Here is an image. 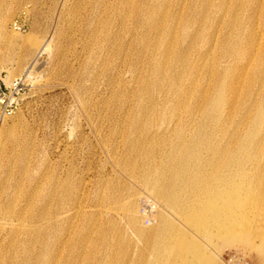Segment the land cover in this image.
<instances>
[{"label": "bare ground", "instance_id": "1", "mask_svg": "<svg viewBox=\"0 0 264 264\" xmlns=\"http://www.w3.org/2000/svg\"><path fill=\"white\" fill-rule=\"evenodd\" d=\"M82 3L90 6L87 25L96 33L97 62L107 58L102 67L109 62L121 89L113 96L125 107L128 103L124 115L133 159L126 169L137 172L135 152L142 147L147 166L143 162L138 177L147 194L179 216L173 223L153 205L156 226L145 228L139 206L146 200L128 187L124 201L116 203L120 208H110L107 215L123 217L126 229L145 246L123 244L107 264H220L221 250L239 246L254 251L264 264V0ZM111 40L115 47L109 51ZM126 47L130 50L123 56ZM124 71L133 75V100L126 93L129 86L120 85ZM9 135L15 137V131ZM159 139L165 151H157ZM14 187H7L8 195H15ZM57 190L61 187L31 220L21 217L36 207L31 196L22 205L7 195V202L0 200V264H79L76 257L64 261L61 255L73 213L67 201H76L79 189L69 197L63 192L56 203ZM82 212L76 209L75 215ZM85 218L98 224L92 216ZM54 223L59 239L52 248L51 241H41ZM85 231L82 246L91 233ZM36 243L44 245L42 252H36ZM87 264L97 263L89 257Z\"/></svg>", "mask_w": 264, "mask_h": 264}, {"label": "rangeland", "instance_id": "2", "mask_svg": "<svg viewBox=\"0 0 264 264\" xmlns=\"http://www.w3.org/2000/svg\"><path fill=\"white\" fill-rule=\"evenodd\" d=\"M85 4L82 0H0V74L7 75V82L29 77L20 110L12 118L0 121V181L4 182L0 183V200L7 202V195L17 198L14 200L22 205L31 196L36 207L21 216L31 220L38 213L39 205L56 189L61 187L54 196L57 203L63 192L69 197L78 188L80 197L74 202L73 198L67 201L73 213L67 217L62 258L67 261L74 256L79 264H87L92 257L97 264L102 259L107 264V257L121 253L123 244H129L130 249L136 244L145 246L144 239H138L131 228L126 229L123 217L107 215L110 208H120L117 202L124 201L128 187L137 190L146 201L150 200L158 211L174 218L173 223L179 216L164 202L147 194L138 177L139 167L145 160L142 147H136L137 172L132 174L126 169L133 159L128 146L133 136L124 115L129 111L128 103L125 107L117 95L113 96L119 95L121 89H116L118 78L116 71L110 70L109 62L105 70L102 67L107 58L102 56L97 62L100 50L95 45L96 33L87 25L91 11ZM15 22L23 25L24 31L14 30ZM107 47L109 51L115 47L112 40ZM128 50L123 48L121 55L125 56ZM9 72L12 78L8 79ZM124 84L129 86L128 97L135 99L133 75L127 71L120 85ZM9 131H15V137H10ZM162 140L159 139L157 151L164 150ZM5 178L15 185V195L7 194L10 184ZM56 208L55 204L50 211L55 213ZM139 208L141 212V205ZM76 209L84 212L75 215ZM86 216H92L98 224L94 220L85 223ZM143 218L141 225L145 228L156 226L153 215L149 224L145 222L146 216ZM54 226L55 223L41 241L42 244L51 241L52 248L59 239ZM87 229L91 230L89 241L82 246L81 238ZM41 243L35 244L36 252L44 250ZM238 248L221 250L220 264H228L232 255L240 257L241 264H260L254 251L243 246Z\"/></svg>", "mask_w": 264, "mask_h": 264}, {"label": "built area", "instance_id": "3", "mask_svg": "<svg viewBox=\"0 0 264 264\" xmlns=\"http://www.w3.org/2000/svg\"><path fill=\"white\" fill-rule=\"evenodd\" d=\"M13 29L24 31V26L19 22L13 24ZM7 75L0 74V121L12 118L21 108L23 96L29 84V77H20L10 82L6 81ZM154 207L150 200L144 201L142 212L146 215L145 222L150 223V217L153 214ZM240 257L232 255L227 260L228 264L240 263ZM241 264V263H240Z\"/></svg>", "mask_w": 264, "mask_h": 264}]
</instances>
